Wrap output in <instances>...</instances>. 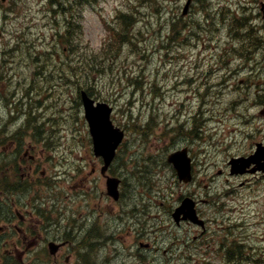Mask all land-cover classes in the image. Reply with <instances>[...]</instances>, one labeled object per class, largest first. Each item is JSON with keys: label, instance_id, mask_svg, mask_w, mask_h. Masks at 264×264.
<instances>
[{"label": "rangeland", "instance_id": "rangeland-1", "mask_svg": "<svg viewBox=\"0 0 264 264\" xmlns=\"http://www.w3.org/2000/svg\"><path fill=\"white\" fill-rule=\"evenodd\" d=\"M56 1L0 0V163L10 155L17 158L20 149L23 195L45 190L44 210L56 221L54 236L78 230L80 240L90 233V244L84 245L93 248L89 264H138L139 258L129 257L132 251L137 257L141 253L142 264H227L213 248L221 233L211 223L214 208L207 200L213 186L224 185L212 182L218 168L250 144L238 133L227 145L237 133L230 128L262 125L254 117L259 107L252 104L255 97L264 100V91L258 93L264 89V0H192L186 15L187 0H157L159 11L152 7L156 0L152 5L148 0ZM131 11L137 21L133 42L103 59L111 49L108 28ZM76 16L81 29L68 43L63 33L73 31L68 23ZM173 18H181L174 31ZM243 22L253 30L251 43L260 34L263 38L252 61V53L240 54L249 49ZM81 89L109 102L114 123L125 131L111 169L123 179L118 202L108 196L99 172H90L101 162L93 154ZM179 146H187L195 159L189 184L179 182L167 162ZM33 174L48 188L36 184ZM187 195L195 196L210 221L204 242L198 227L179 226L172 217ZM53 204L62 211L56 213ZM258 233L255 248H246L251 258H264V225ZM79 257L75 252L71 264H81Z\"/></svg>", "mask_w": 264, "mask_h": 264}, {"label": "flooded vegetation", "instance_id": "flooded-vegetation-1", "mask_svg": "<svg viewBox=\"0 0 264 264\" xmlns=\"http://www.w3.org/2000/svg\"><path fill=\"white\" fill-rule=\"evenodd\" d=\"M254 104L264 108V100L258 101L255 98ZM244 137L250 141L249 147L235 156H250L255 145H260L264 152V124L260 129H251ZM21 162L20 158L10 162L6 174L9 180L5 182L8 196L0 197V264H61L63 261L69 262L70 256L75 252H78L79 258L82 259L90 248H68L69 252L65 253L64 247L73 245V241L69 238L55 237L56 221L53 218H46L45 222L43 208L39 204H34L36 199L31 197L27 203L29 198L22 196L24 182L23 176L19 174L22 167H17ZM218 173L225 174L228 186L222 193L217 189L213 196L217 212L214 230L221 233L217 238H213V248H251V235L248 232L251 223L247 221L242 211L237 214L236 208L226 206L223 201L229 200L231 194L233 199L238 198L240 193L234 190L245 187L249 199L264 205V165L252 163L244 172L233 173L231 166L227 164L225 168H220ZM13 187L17 189L14 192L11 190ZM206 232L207 230L202 232V238ZM45 235L51 238H45ZM76 240L78 245L82 244L81 239L77 237ZM57 241L61 243L60 248H55L54 253L47 248L51 257L47 255L45 259L46 245ZM49 258L51 262H48Z\"/></svg>", "mask_w": 264, "mask_h": 264}, {"label": "water", "instance_id": "water-1", "mask_svg": "<svg viewBox=\"0 0 264 264\" xmlns=\"http://www.w3.org/2000/svg\"><path fill=\"white\" fill-rule=\"evenodd\" d=\"M188 5L189 3L185 11ZM82 100L86 118L89 121L91 133L94 138L96 154H102L106 161L105 170L115 156V150L123 138V131L114 127L110 118L112 107H110L108 103L98 102L95 104V100L91 98L86 91H82ZM97 110H102L104 113L105 121L103 125H101L100 121L97 119ZM169 160L174 162L181 179L185 181L191 179V164L190 158L187 156V149L172 154ZM235 163H239V161H235ZM118 184L119 180L115 178L108 179L109 194L113 195L116 199L119 197ZM193 206V201L190 198H186L183 204L174 213L176 220L179 221L181 213H184V218H191L194 221H198Z\"/></svg>", "mask_w": 264, "mask_h": 264}, {"label": "trees", "instance_id": "trees-1", "mask_svg": "<svg viewBox=\"0 0 264 264\" xmlns=\"http://www.w3.org/2000/svg\"><path fill=\"white\" fill-rule=\"evenodd\" d=\"M132 19L133 18L130 17V16H128V15H123V24H124V27L131 26ZM124 36H125V33L124 32H121L120 33V38H122ZM110 51H112V49Z\"/></svg>", "mask_w": 264, "mask_h": 264}, {"label": "snow or ice", "instance_id": "snow-or-ice-1", "mask_svg": "<svg viewBox=\"0 0 264 264\" xmlns=\"http://www.w3.org/2000/svg\"><path fill=\"white\" fill-rule=\"evenodd\" d=\"M97 119L100 121L101 125L104 124L105 116L102 110H97Z\"/></svg>", "mask_w": 264, "mask_h": 264}]
</instances>
